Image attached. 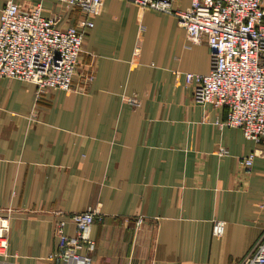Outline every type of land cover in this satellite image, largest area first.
Listing matches in <instances>:
<instances>
[{"label":"crops","instance_id":"obj_1","mask_svg":"<svg viewBox=\"0 0 264 264\" xmlns=\"http://www.w3.org/2000/svg\"><path fill=\"white\" fill-rule=\"evenodd\" d=\"M14 1L40 3L60 27L83 17L58 0ZM87 18L71 90L35 99L32 82L0 78V264H54L55 222L88 207L102 213L91 264H237L264 230V157L244 172L239 157L256 143L220 127L226 108L194 101L185 85V72L210 69L206 40L129 0H102Z\"/></svg>","mask_w":264,"mask_h":264},{"label":"built area","instance_id":"obj_2","mask_svg":"<svg viewBox=\"0 0 264 264\" xmlns=\"http://www.w3.org/2000/svg\"><path fill=\"white\" fill-rule=\"evenodd\" d=\"M58 1L81 11L77 26L60 27L56 17L42 14L40 3L25 10L6 0L0 10V78L32 82L35 99L46 88L72 89L83 40L93 26L87 16L102 0ZM129 1L175 16L191 41L206 40L209 71H187L184 82L192 87L194 101L226 108L225 119L216 120L220 127H238L256 143L258 147L239 157L243 171L250 172L255 156L264 157V0H189L185 8L174 6V0ZM126 100L140 103L137 96ZM101 218L99 207H88L58 219L54 224L57 245L48 258L54 264H91L95 247L91 227ZM67 222L73 223V233L65 232ZM223 230L224 221L215 220L213 234L221 236ZM8 232L9 216L0 214V255L7 254ZM237 264H264V230Z\"/></svg>","mask_w":264,"mask_h":264}]
</instances>
